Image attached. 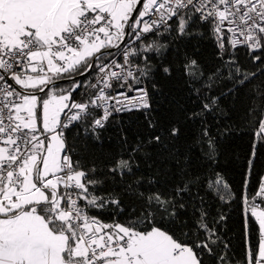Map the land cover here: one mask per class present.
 Instances as JSON below:
<instances>
[{"label":"snow or ice","instance_id":"snow-or-ice-1","mask_svg":"<svg viewBox=\"0 0 264 264\" xmlns=\"http://www.w3.org/2000/svg\"><path fill=\"white\" fill-rule=\"evenodd\" d=\"M262 157L264 0H0V264H264Z\"/></svg>","mask_w":264,"mask_h":264},{"label":"trees","instance_id":"trees-1","mask_svg":"<svg viewBox=\"0 0 264 264\" xmlns=\"http://www.w3.org/2000/svg\"><path fill=\"white\" fill-rule=\"evenodd\" d=\"M215 48L210 41H203L200 45L201 59L211 62L214 56ZM241 59H244L241 54ZM123 123L130 130H139L143 117L139 114L124 115L121 117ZM251 146V138L247 130L241 128L233 133L231 139L227 142L221 165L224 169L226 179L233 185V188L240 199L231 207L222 208L228 219L224 222L222 233L226 240L231 241V246L238 259H243L244 255V237H243V220L244 208L242 196L247 195L248 189L245 187V173L247 170V158ZM95 148V146H93ZM98 151V150H97ZM264 159V157H262ZM107 216V213H104Z\"/></svg>","mask_w":264,"mask_h":264}]
</instances>
